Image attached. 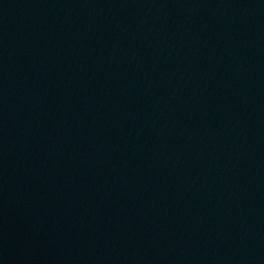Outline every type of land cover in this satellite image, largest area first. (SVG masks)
<instances>
[{
  "label": "water",
  "instance_id": "water-1",
  "mask_svg": "<svg viewBox=\"0 0 264 264\" xmlns=\"http://www.w3.org/2000/svg\"><path fill=\"white\" fill-rule=\"evenodd\" d=\"M264 223V0H113Z\"/></svg>",
  "mask_w": 264,
  "mask_h": 264
}]
</instances>
